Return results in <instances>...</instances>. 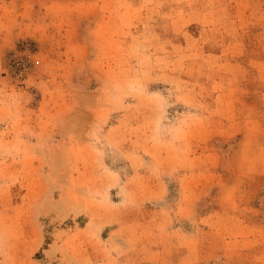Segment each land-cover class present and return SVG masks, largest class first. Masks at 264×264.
Returning a JSON list of instances; mask_svg holds the SVG:
<instances>
[{
    "label": "rangeland",
    "instance_id": "1",
    "mask_svg": "<svg viewBox=\"0 0 264 264\" xmlns=\"http://www.w3.org/2000/svg\"><path fill=\"white\" fill-rule=\"evenodd\" d=\"M0 264H264V0H0Z\"/></svg>",
    "mask_w": 264,
    "mask_h": 264
}]
</instances>
